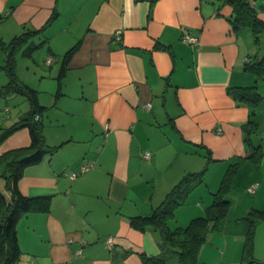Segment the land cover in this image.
<instances>
[{"label": "crops", "instance_id": "0c3cea01", "mask_svg": "<svg viewBox=\"0 0 264 264\" xmlns=\"http://www.w3.org/2000/svg\"><path fill=\"white\" fill-rule=\"evenodd\" d=\"M245 1L264 23V0ZM230 2L0 0L2 41L36 32L31 45L38 47L17 54L16 66L17 58L43 49L32 59L45 69L34 67L36 86L21 82L46 108L44 142L55 148L25 167L18 182L23 197L48 200V210L19 218L17 264H143L141 256H159L158 232L135 230L129 218L150 215L186 172L205 165L204 183L190 194L187 214H204L231 165L238 167L228 214L238 207L231 196L245 203L236 224L251 210H264V154L257 162L247 159L243 128L250 109L233 95L234 88L257 89L264 82L245 70L264 54V35L256 45L248 28H235ZM184 34L196 36L197 44L183 43ZM74 46L58 79L64 54ZM48 56L55 60L50 65ZM2 59L0 67L4 53ZM3 72L0 87L7 83ZM0 100V132L30 112L23 95ZM9 104H16L12 117L4 114L11 113ZM258 108L259 126L264 99ZM259 130L252 141L264 152ZM29 144V131L21 128L0 143V155ZM144 152H150L148 160ZM83 163L89 170L70 180ZM241 225V233L231 235L239 245L246 230ZM253 261L264 264V220L255 227Z\"/></svg>", "mask_w": 264, "mask_h": 264}, {"label": "trees", "instance_id": "16d2710c", "mask_svg": "<svg viewBox=\"0 0 264 264\" xmlns=\"http://www.w3.org/2000/svg\"><path fill=\"white\" fill-rule=\"evenodd\" d=\"M234 16L232 23L235 28H248L254 35L256 45L264 35V23L256 17V11L245 0H230ZM36 32H28L5 43L0 39V51L5 54L4 65L0 67L7 77V83L0 87V98L11 94L23 95L30 102L31 109L20 121L0 132V143L11 133L27 128L30 135L29 146L8 151L0 155V264H17L21 250L17 241L16 226L19 218L31 212H46L48 200L27 199L21 195L18 182L25 167L38 164L45 154H50L55 148L45 145L43 123L41 116L46 110L37 101L36 91L21 82L16 75V57L29 54L37 45L32 44ZM40 45V44H39ZM24 47V48H23ZM76 46L68 50L62 59L60 77ZM52 57V56H48ZM53 58V57H52ZM245 70L252 73L256 79H264V54L259 61H251L245 65ZM233 95L250 109L249 119L243 128L245 143L249 146L247 159L257 162L264 154L261 147L254 145L253 138H258L260 130L255 109L262 98L255 86L233 89ZM237 165L229 166L224 173L221 184L211 195V202L204 209L202 216L192 218L184 227H170L169 221L174 217L175 209L183 206L200 184L204 183L206 168L198 173L183 177L165 196L162 203L153 209L148 216L129 218V225L138 231L153 230L161 239V254L159 256H141L143 264H169L174 258L175 264H204L199 260V252L207 240L210 231L218 229L221 221L226 220L230 209L227 195L237 173ZM264 220V210H251L241 218L246 226L243 244L238 264H253V237L258 222ZM250 261V262H249Z\"/></svg>", "mask_w": 264, "mask_h": 264}, {"label": "rangeland", "instance_id": "374dc122", "mask_svg": "<svg viewBox=\"0 0 264 264\" xmlns=\"http://www.w3.org/2000/svg\"><path fill=\"white\" fill-rule=\"evenodd\" d=\"M5 43H8L7 40H3ZM37 42V41H35ZM264 48V44H262V47ZM43 52V49H37L35 50L33 53L36 54L35 56H37V54ZM34 54L32 55L31 58L29 59H19L17 58V66H16V75L17 78L21 81V78H23L24 80H26L29 84L36 86V76H34L33 74V69L34 67L37 69L42 68L43 70H45L43 67L40 66H35L33 65L32 59L34 57ZM3 53L0 51V65L3 64V59H2ZM39 64V63H37ZM57 64V63H54ZM59 65V63H58ZM47 71V70H46ZM38 72V70H37ZM47 73L49 74V71H47ZM1 74V73H0ZM39 75V74H38ZM2 76L4 75V72L2 73ZM7 81V77L5 76V83ZM257 92L261 95L264 96V82H259L258 83V88L256 89ZM19 99L21 100H25L22 97H19ZM3 100V99H1ZM0 100V101H1ZM26 101H24L25 103ZM14 106H16V104H9L7 107L11 108V113H7L5 112L4 114L8 115L7 117H12L14 113H12V110H14ZM5 109V108H4ZM259 108L257 107L255 109L256 113L258 112ZM257 115V114H256ZM5 116V115H4ZM261 121L264 120V117H262L260 119ZM11 124H9L10 126ZM260 129L261 132H264V123L260 124ZM8 127V126H7ZM204 168H206V165L200 169L203 170ZM199 171V172H200ZM208 171V170H206ZM191 173H198L197 171L194 172H186L183 177L191 174ZM215 174V172H213V175ZM182 177V178H183ZM204 181V180H203ZM201 185H198L196 188V191L201 188ZM234 195V194H233ZM193 196V195H192ZM249 197L252 198L251 195L248 194ZM227 198L228 195H227ZM237 198L238 196H231V201L232 202V207L237 209L235 210L236 214H230L228 218H230V221L224 220L221 221L218 225V229L210 231L207 235V240L206 242L203 244V246L200 249L199 252V260L202 263L205 264H236L234 259H238L239 255H240V251L241 250H237V248L242 247V242L236 241L232 242L231 240H235L231 235L233 233L238 234L241 233V224L243 223H239L236 224L234 222V220L238 219L239 217H241L244 214H238V212L241 211V209L243 208L244 204L243 201L241 200L240 203L238 204L237 202ZM191 199V195L188 197L187 201H186V208L185 211L183 209V207H179L177 209H175L174 211V217L169 221V226L174 228V227H184L187 225V223L194 217H198V216H202L203 214H187L189 213L191 210L188 209V201ZM200 201V200H199ZM202 202V201H200ZM202 204H204L202 202ZM188 205V206H187ZM242 222V221H240ZM242 241V240H241ZM228 243V246L225 248V243ZM236 249V250H234ZM253 261V260H252ZM250 262V261H249ZM255 262V261H254ZM257 263V262H255ZM169 264H175V260L174 258H172L171 260H169ZM258 264V263H257Z\"/></svg>", "mask_w": 264, "mask_h": 264}, {"label": "built area", "instance_id": "2783aa9c", "mask_svg": "<svg viewBox=\"0 0 264 264\" xmlns=\"http://www.w3.org/2000/svg\"><path fill=\"white\" fill-rule=\"evenodd\" d=\"M182 42L185 43V44H187V45L195 46V45L197 44V38H196V36H193V35L184 34V35L182 36ZM54 61H55L54 58H52V57H47L46 60H45V64H46V65H50V64L53 63ZM146 107L148 108L149 105L147 104ZM150 156H151L150 152H144V154H143V157H144L146 160H148V159L150 158ZM90 167H91V165H89V164H87V163H83V164L81 165L80 169H79V172H77V171H76V172L73 171V172H70V173H69V175H68L69 179H70V180H74V179L78 176L79 173H83V172L89 170ZM254 189H255V187H251V188H249V191H250V192H253ZM105 243H106L107 247H111L112 244H113V241H112L111 238H108V239H106ZM78 253H80V252L77 251V254H78Z\"/></svg>", "mask_w": 264, "mask_h": 264}]
</instances>
